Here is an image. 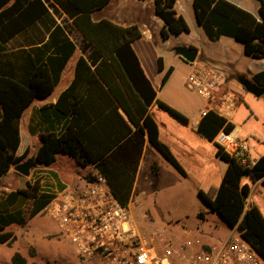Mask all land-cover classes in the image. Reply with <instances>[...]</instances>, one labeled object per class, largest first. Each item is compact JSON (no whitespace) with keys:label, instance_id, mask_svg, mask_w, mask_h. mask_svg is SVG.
Wrapping results in <instances>:
<instances>
[{"label":"trees","instance_id":"16d2710c","mask_svg":"<svg viewBox=\"0 0 264 264\" xmlns=\"http://www.w3.org/2000/svg\"><path fill=\"white\" fill-rule=\"evenodd\" d=\"M12 1L13 5L7 8ZM110 1L0 0V24L7 20L4 33L0 31V39L12 38L27 26L52 17L49 8L58 17L65 13L84 34L87 43L82 48L89 53L86 57L78 58L74 81L59 96L57 103L52 105L69 119L64 122L59 134L50 132L40 135L42 144L34 158L38 167L52 166L58 154L73 157L84 168L97 165L107 177L115 196L123 205H127L134 190L144 136L172 167L187 176L168 146L159 139L158 124L150 113L152 105L157 104L162 111L185 126L190 122L180 111L157 99V92L132 47V43L142 36L139 28L121 27L108 20L93 21L92 13ZM176 2L155 0L156 14L165 23L162 30L164 39H168L171 34L190 32L185 18L175 10ZM259 2V20L226 0H193V5L196 19L210 41H218L222 37L232 38L243 44L248 57L264 59V0ZM53 23L49 42L36 50L35 58L29 57L19 77L14 73L13 66L10 74L0 70V177L26 161L27 153L16 155L20 146V120L36 99L51 96L64 68L76 52L75 44L64 30L69 21L63 23L64 27L55 18ZM158 63L160 72H163L162 57ZM172 73L173 67L165 71L161 87L165 86ZM252 80L264 87V71L255 74ZM120 108L136 131L133 132L118 112ZM107 111L116 117L123 136L128 138L109 156L106 150L97 153L90 143L95 132L92 124ZM234 128L226 118L209 111L201 118L196 132L213 142L222 129L229 132ZM216 147V156L226 161L228 168L214 194L199 193L205 204L228 226L239 224L244 237L264 257V216L257 206L247 207L251 188L249 184L242 183L244 178H248L252 183L262 180L264 185V155L253 165H242L217 144ZM130 151L132 154H129ZM53 198L54 195L42 191L40 180L27 182L26 188L15 187L10 192H0V246H13L17 241L13 228L25 227L44 211ZM203 215L199 214L200 217ZM11 263L27 264V259L16 252Z\"/></svg>","mask_w":264,"mask_h":264},{"label":"crops","instance_id":"0c3cea01","mask_svg":"<svg viewBox=\"0 0 264 264\" xmlns=\"http://www.w3.org/2000/svg\"><path fill=\"white\" fill-rule=\"evenodd\" d=\"M226 1L250 12L258 20L260 19L259 0ZM13 3L14 1H12L7 6V8L11 7ZM189 9L193 11V14L196 18L193 0H177L175 10L178 14L182 15L185 18L189 25V28L191 29L189 20L187 18V13L189 12ZM49 10L52 14V17L44 18L30 26H27L26 28H24V30H22L18 34H15L12 38L8 37L7 40L0 39V70L6 72L7 74H10L13 66L14 73L17 75V77H19L23 73V67L28 62L29 57L35 58L37 52L36 50L39 48H43L44 45L49 42L50 33L54 29V18L57 23L63 27L64 25L60 19L63 20L65 18L69 21V25L67 27L65 26L64 30L76 46V52L70 58L66 67L64 68L61 74L60 81L51 96L47 99H36L26 109L20 120V146L16 152V155L23 156L25 153H27L26 160L31 157H34L35 153L40 148L42 144L40 138L41 134L50 132L59 134L63 128L64 122L69 119V117L62 116L52 105H55L57 103L59 96L65 90H67L74 81L76 63L78 58L80 56L86 57L89 53L83 51L82 45L86 44L87 40L84 34L72 24V20L68 18L65 13H63L59 19L58 16L54 15V12L51 8H49ZM14 16H17V14H15ZM92 19L94 22L108 20L113 24L121 27L137 26L139 28L142 33V36L141 38L135 40L132 43V47L142 65V68L144 69L147 77L149 78L150 82L152 83L154 89L157 92V99H160L159 86L161 89L163 88L161 87L162 77L165 71H167V69L171 67L167 66L164 54L165 52L175 53L173 51L175 47L185 46L189 48H195L194 50L198 51L197 60L199 59L200 62H207L214 66L223 64L225 62H227L229 65H232L233 67L235 65L232 56L228 52V50L230 46L232 47L239 45L238 43H235L238 41H231L234 40L232 38L222 37L218 41H210L205 34V37L202 39V42L206 50H203L200 46H198L193 39L182 41L181 37L185 33L190 32H184L179 35L171 34L168 39H164L162 37V30L164 28L165 23L156 14L155 0H111L102 9L94 11L92 13ZM5 23H7V20H4V22L0 24V31H2L3 33L5 30ZM199 27L201 26L199 25ZM223 48L225 49L224 53L221 52ZM51 52L52 51H50L49 53ZM245 56L248 58V73L246 74L243 72H239L234 68L235 76L237 78L241 76H246L252 80L255 74L264 71V59L251 58L248 57L246 54ZM160 57L163 58L164 62L163 72H160L159 70L158 61ZM179 58L182 59L181 57ZM234 87L235 86L232 85L230 89V85L224 83L221 88V96H226L230 98L234 103L235 111L233 117L229 120L236 128V125L233 121L236 118L237 112L239 110V105L236 99L230 94V90L233 91ZM219 100L220 95L216 97L213 101L209 103L206 102V104H209L211 106L212 104L219 102ZM46 107L49 108L45 109ZM207 109H210V107ZM159 110L161 109L157 106V104L154 103L150 109V113L158 124L160 141L168 146L165 140L162 139V124L159 122L158 119L160 118L158 117H161V119L168 122L167 124L170 127V132H168L169 136L174 141H178L179 143L185 144L188 141V135H186V133L181 130L178 125H174L170 121H167L163 116H158L157 111L159 112ZM204 110L206 109L204 108L202 111L204 112ZM118 112L132 127L133 132L136 131V128L132 126V124H130L124 111L120 108ZM203 112L202 115L197 118L191 125L193 127V131L195 132L201 118L203 117ZM115 118L116 117L114 115H111L110 111H107L92 124V127L95 128V132H93L92 134V141H90V143L92 144L93 149L97 153H102L106 150L107 155L109 156L113 154L114 151L120 145H122L126 139H128L123 136V130L118 126ZM262 137L264 139V136ZM240 139L242 140V138ZM210 143L215 144L216 146V143L214 141ZM256 151H260L261 156L264 155V145L260 144L256 146ZM129 154H132V151H130ZM130 157L132 158V155ZM210 157L211 158L208 160L211 162L212 168L209 170V173L207 172V170L205 171V173H201V178H196L195 174L192 172L194 170H191L189 172L188 170H186V168H184L187 176H183L174 167H172L173 169H170L169 166L172 165H170V163L166 161V159H164V157L149 144L147 136H144V145L142 148L141 156L139 158L134 192H138L139 190L138 184L140 174L145 168H149L155 178H157V180L160 179L162 175L161 168H163V171L167 172V174L170 175L171 182L175 183L174 186H172L175 191V194L180 192L182 195L186 191H190L191 193H196L200 198H202L199 193L200 191H202L206 194L212 195L219 188L218 185L223 180L225 172L228 168V163L218 158L215 154V151L211 152ZM253 161L256 162L257 160ZM167 164H169V166ZM69 166L71 169H69ZM91 167H93L94 170H99V168L95 164L89 165L84 168L81 167L80 164L73 157L66 154H58L56 156V161L54 162V169L44 167L46 170H49L51 172V185L50 187H48V189L44 188V190L42 191L55 196L63 190L67 189L68 186L72 185L73 183V185L76 187H83L84 182L79 181V176L81 175V173L89 172V169ZM155 170L156 173L154 172ZM32 175L35 176L34 172L32 173ZM71 175L73 177H76L75 181H71ZM27 182L28 177L20 175L15 171L14 167H12L8 174L0 177V192H10L13 186L15 185H17L18 188H26ZM242 183L249 184L251 188L250 196L247 199V207L255 205L260 209V206L258 202L254 200V197L256 193L260 191L261 186H263L262 180L252 183L250 179L244 178ZM262 199H264V197ZM197 207L200 209L201 204L198 203ZM200 213H203L204 215L200 217ZM198 217L200 218V220H202V222L196 224V228L193 231H190V235L186 239H189L192 243H195V241L199 240L203 241L206 244L216 245L218 242L213 244L211 241H209V239H207V237L210 236V231L207 229V227L204 228V225H202L204 223L206 226L207 212L200 211L198 213ZM195 247L197 248V246H194V249ZM23 256L25 257V255Z\"/></svg>","mask_w":264,"mask_h":264},{"label":"rangeland","instance_id":"374dc122","mask_svg":"<svg viewBox=\"0 0 264 264\" xmlns=\"http://www.w3.org/2000/svg\"><path fill=\"white\" fill-rule=\"evenodd\" d=\"M187 18L191 26V34L185 33L181 37L182 41L193 39L198 46L206 50L202 42L205 33L199 27L191 9L187 13ZM60 20L62 23L67 21ZM235 43H238L239 46H230L228 50L234 61V67L227 62L214 66L207 62H200L199 59L190 64L184 62L173 52H165L164 54L167 66L173 67V73L162 89L159 86L160 99L184 114L190 123L185 126L167 112L157 111L158 116H163L167 121L178 125L188 135V141L185 144L174 141L168 133L170 132L168 122L158 117L162 124V139L168 144V148L180 165L184 166L182 168H186L189 172L194 170L192 172L196 178H201V173H205L207 170L208 173L210 172L212 164L208 159L211 158L212 151H215V154L217 152L215 144L205 140L193 131L191 126L202 115V110L210 107L196 91L191 90L188 86L189 76L194 71L196 64H203L221 73L225 78V83L230 85V89L232 85L235 86L233 91L230 90V94L236 99L239 110L233 122L239 131V137L246 140L248 144L250 143L252 159L257 160L261 156L260 151H256V146L264 145L262 137L264 136V95L256 97L248 92L239 82V78L235 76L234 68L239 72L248 73V58L244 54L243 44ZM224 48L221 51L223 53L225 52ZM167 165L169 166V164ZM169 167L173 169L172 166ZM49 168L54 169V164ZM69 169H71L70 166ZM161 170L162 175L159 180L155 178L149 168H145L140 174L139 190L136 192L137 198L134 200L136 216H142L147 223L153 222L154 228L161 232V237L168 240L173 247H177L183 240L184 228L193 231L196 224L202 222L198 217L200 211L207 212L206 226L204 223L202 225L210 231V236L207 237L209 241L215 244L227 237L230 233V227L218 214L212 211L196 193L186 191L187 193L182 195L180 192L175 194L172 188L175 183L171 182L170 175L163 171V168ZM33 172L35 176L32 175ZM50 174L51 172L44 167H37L31 171L28 182L40 180L42 190L48 189L51 185ZM71 178V181L76 180V177L72 175ZM73 184L69 185L68 188H74ZM15 187L18 186L15 185L12 189ZM263 197L264 185L254 197L264 215ZM198 203L201 204L200 209L197 207ZM13 232L17 236V241L11 247L0 246V264H12L11 258L16 252L25 255L27 264H103L99 259H81L73 244L59 232L55 223L44 212L31 219L25 227L15 226Z\"/></svg>","mask_w":264,"mask_h":264},{"label":"built area","instance_id":"2783aa9c","mask_svg":"<svg viewBox=\"0 0 264 264\" xmlns=\"http://www.w3.org/2000/svg\"><path fill=\"white\" fill-rule=\"evenodd\" d=\"M224 83L221 73L196 64L188 86L206 102L220 95L219 102L204 110L203 116L215 111L230 122L235 106L230 98L221 96ZM214 142L242 165L255 164L248 142L240 139L236 128L229 132L222 129ZM79 181L84 182L83 187L63 190L43 212L83 260L99 259L103 264H264V257L244 237L239 224L230 228L228 236L216 245L199 240L192 243L186 239L190 231L184 228L183 240L173 247L161 237L153 222L136 216V191L133 190L128 204L123 205L107 177L93 167L81 173Z\"/></svg>","mask_w":264,"mask_h":264},{"label":"water","instance_id":"95a60500","mask_svg":"<svg viewBox=\"0 0 264 264\" xmlns=\"http://www.w3.org/2000/svg\"><path fill=\"white\" fill-rule=\"evenodd\" d=\"M176 55L181 57L185 62L193 64L198 58V51L185 46H178L173 49ZM239 82L248 92L252 93L256 97L264 95V87L259 86L253 80L246 76L239 77ZM38 167V163L34 157L18 164L14 167L15 171L24 177H29L31 171ZM230 227V226H229ZM232 228V227H230Z\"/></svg>","mask_w":264,"mask_h":264}]
</instances>
